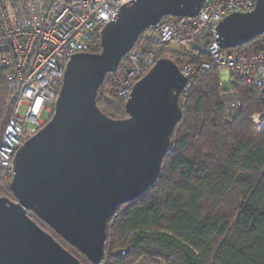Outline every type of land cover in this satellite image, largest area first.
Here are the masks:
<instances>
[{
	"label": "water",
	"instance_id": "95a60500",
	"mask_svg": "<svg viewBox=\"0 0 264 264\" xmlns=\"http://www.w3.org/2000/svg\"><path fill=\"white\" fill-rule=\"evenodd\" d=\"M202 2L136 0L103 28L99 53L69 59L51 119L14 155L12 199L0 198V264H81L56 238L101 263L107 221L160 176L186 81L173 61L157 60L133 85L123 120L98 109L97 91L146 29L165 17L192 18ZM216 33L223 50L264 35V0L224 18Z\"/></svg>",
	"mask_w": 264,
	"mask_h": 264
},
{
	"label": "trees",
	"instance_id": "16d2710c",
	"mask_svg": "<svg viewBox=\"0 0 264 264\" xmlns=\"http://www.w3.org/2000/svg\"><path fill=\"white\" fill-rule=\"evenodd\" d=\"M263 49L264 35L225 51L251 56ZM100 50V34H95L82 54ZM161 58L178 68L205 59L194 52L160 54ZM227 74L211 70L179 95L182 118L160 176L107 221L100 264H264V131L252 133L250 123L252 114L264 112V93L235 81L240 109L228 122L219 86L220 75L226 79ZM112 76L106 74L96 105L107 117L123 120L127 99L111 92ZM8 97L0 70V133L9 117ZM10 182L0 183V198L12 199ZM29 217L54 236L32 213ZM78 256L81 264H88Z\"/></svg>",
	"mask_w": 264,
	"mask_h": 264
},
{
	"label": "built area",
	"instance_id": "2783aa9c",
	"mask_svg": "<svg viewBox=\"0 0 264 264\" xmlns=\"http://www.w3.org/2000/svg\"><path fill=\"white\" fill-rule=\"evenodd\" d=\"M136 0H0V70L8 91L9 117L0 136V183L13 177V158L51 119L69 59L86 53L95 34L113 22L120 9ZM256 0H203L192 18L165 17L146 29L137 46L122 58L110 79V90L127 99L135 83L156 64L160 54L198 53L205 59L179 68L189 84L211 70L220 75L224 117L239 112L235 81L264 93V49L251 56L226 52L217 25L232 14H247ZM174 46L177 51L170 48ZM23 113L21 114V110ZM46 115V120L42 119ZM251 131H264V112L250 117Z\"/></svg>",
	"mask_w": 264,
	"mask_h": 264
},
{
	"label": "rangeland",
	"instance_id": "374dc122",
	"mask_svg": "<svg viewBox=\"0 0 264 264\" xmlns=\"http://www.w3.org/2000/svg\"><path fill=\"white\" fill-rule=\"evenodd\" d=\"M170 49H171L172 51H177L176 47H174V46H172ZM107 96H108V95H107ZM23 110H24V109L21 110V114L23 113ZM41 118L46 120V115H45V114H42ZM1 133H2V130H1ZM1 133H0V136H1ZM4 197H5V196H4ZM8 198H9V197H8ZM62 246H63L67 251H69L73 256H75L76 258L79 257V256H78L79 253H78L76 250L70 248L69 246H67V245L64 244V243H62Z\"/></svg>",
	"mask_w": 264,
	"mask_h": 264
}]
</instances>
